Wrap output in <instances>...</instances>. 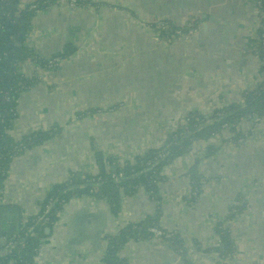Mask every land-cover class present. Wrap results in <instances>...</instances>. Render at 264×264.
<instances>
[{
  "label": "crops",
  "instance_id": "0c3cea01",
  "mask_svg": "<svg viewBox=\"0 0 264 264\" xmlns=\"http://www.w3.org/2000/svg\"><path fill=\"white\" fill-rule=\"evenodd\" d=\"M258 12L253 0H85L75 7L56 0L49 10L36 13L30 22L35 53L54 58L73 52L51 74L41 73L43 80L34 76L37 85L16 101L17 118L6 130L8 138L17 142L34 132L58 131L8 166L0 180V210L10 211L0 213V231L16 234L28 218L36 222L47 191L69 174L101 170L98 155L102 167L109 157L122 166H139L138 157L164 145L189 112L210 117L214 110L237 103L241 92L263 77L257 60L245 55L260 40L256 37H264V28L262 35L258 32ZM160 20L170 30L181 25L186 33L179 43L170 30L167 42L154 39L147 24ZM173 43L177 46L170 48ZM84 111V117L76 115ZM256 124L244 145L214 136L186 148L163 167L166 180L157 183V201L139 187L132 196H121L117 216L107 203L86 201L85 196L65 204L36 264H103L108 246L104 236L117 235L147 217L175 231L185 254L159 240L129 239L120 252L128 264H222V254L215 251L222 246L215 232L220 222L234 243L231 264H264V159L257 155L264 147V127ZM207 145L214 154L208 155ZM190 168L205 179L194 203L187 202ZM83 206L88 216L95 208L103 210L94 249L80 245L78 228L72 227L74 213ZM232 209L240 212L232 215ZM3 215L14 217L13 231ZM96 229L85 230L84 237Z\"/></svg>",
  "mask_w": 264,
  "mask_h": 264
},
{
  "label": "trees",
  "instance_id": "16d2710c",
  "mask_svg": "<svg viewBox=\"0 0 264 264\" xmlns=\"http://www.w3.org/2000/svg\"><path fill=\"white\" fill-rule=\"evenodd\" d=\"M55 1L31 0L22 4V0H0V180L5 176L13 158L25 151H31L39 144L57 136L58 130L53 129L46 132L31 133L17 142L6 135V130L13 126V122L17 118V99L39 82L35 79L33 73L29 71L23 73L25 65L33 62L38 71L44 69L46 65V61L40 57L41 55L39 56L34 50L28 48L26 42L28 29L31 27V19L37 13L36 11L45 12L44 7ZM66 1L68 2V0ZM76 1L77 5L82 6V3L85 2V0ZM31 6L35 8L30 9ZM257 8L261 11L258 16L260 25L258 32L262 35L264 28V0L260 1V5H257ZM189 18L190 21L195 20L192 15H189ZM148 26L151 29L158 30L154 24H148ZM21 27H23V30ZM169 30L166 25H163L160 29V37H168L171 31L174 36L186 33L181 31V28L174 26H171L170 33ZM251 47L252 49L246 48L245 55H248V59L251 57L254 62H256L255 60L261 61V65H258V70L263 77L256 83L254 88L247 89L242 93V103H233L227 107L214 110L213 115L208 117L210 118L209 122L208 118L199 113L189 112L188 118L190 122L188 125H183L181 129L179 127L175 132L168 135L163 146V148L165 147L164 152L167 154L165 159H158L159 151L162 149H153L148 151L143 157H138L139 166L132 168L128 165L122 166L115 160L116 158L109 157L106 166L103 165V171L98 169L95 173L84 176L71 174L64 183L52 187L51 192L40 203L39 214L46 217L44 225L34 226L35 217H30L22 224L16 234L0 231V238H4L11 243L10 246L0 247V264H34L40 247L44 244V240L48 238V235L45 234V228H51L57 221V214L70 199L82 196L94 198L107 203L111 214L117 216L120 212L121 196H132L139 187L144 189L152 201H157L158 197L155 195L157 183L166 180V177L162 174L163 167L168 166L174 159L181 156L186 148H192L197 142L205 141L214 136L223 138L234 135L236 140H238L244 139L247 134H250V130L256 120L264 119V89L260 90L261 86L264 87V38L251 43ZM72 52L73 50L71 49L60 52L54 58L62 60ZM243 62L246 63L247 59H244ZM19 71H22V73ZM86 112H77L76 115L84 117ZM224 124L227 127L222 128ZM242 129H244V134L241 131ZM180 133L183 134V139H181ZM234 144L236 147L244 145L243 141H235ZM206 150L208 155L215 153V150L209 145L206 146ZM256 152L253 153V156ZM259 152L257 155L264 159V147ZM257 155L255 158L260 159ZM147 161H156V163L150 170L143 172ZM188 174L190 189L187 202L193 203V199L199 193L198 188L194 190V187H198L197 182L202 178V175L197 173L195 168H190ZM112 176L118 178L117 182L113 180ZM95 183L99 185L93 187ZM80 209H82L81 213H74L75 218L72 222L75 225H72V227L78 228L77 233L81 239L79 243L87 244L94 249L93 247L98 246L96 243L100 239L99 233L103 227L96 229L97 225L102 222L101 212L103 210L100 207L95 208L94 211H90L92 214L87 216L88 208L83 206ZM239 212V209H232L231 214ZM86 218L90 220V223H84ZM224 224L220 222L215 227V232L222 243V246L215 249V251H219L222 254L221 257L226 258L229 257L228 255L233 254L234 243L230 242V231ZM152 227L162 230L156 218L147 217L142 223L123 227L122 231L117 235L104 236L108 244L104 264H128L124 255L120 253L123 245L129 239L137 242L150 240L152 235L149 229ZM91 229L96 230L84 237L83 233L85 230ZM162 231L170 233L168 230ZM166 233L162 239L167 241L170 247L175 248L183 256L185 250L180 244L179 237L177 235H167ZM18 242L21 243L18 244Z\"/></svg>",
  "mask_w": 264,
  "mask_h": 264
},
{
  "label": "built area",
  "instance_id": "2783aa9c",
  "mask_svg": "<svg viewBox=\"0 0 264 264\" xmlns=\"http://www.w3.org/2000/svg\"><path fill=\"white\" fill-rule=\"evenodd\" d=\"M260 1H261V0H253V3H254V5L257 7V5H260ZM67 3H68V6L75 7L76 4H77V1H76V0H68ZM82 4H84V3H82ZM51 7H52L51 4H49V5H47V6L44 7V10L47 11V10H49ZM34 8H35L34 6H31V7H30V9H34ZM258 10H259V9H258ZM36 12L41 13V12H39V11H36ZM258 13L261 14V11L259 10ZM259 14H258V15H259ZM254 25L257 26L258 24H257V23H254ZM256 38L263 39L264 37L260 36V37H256ZM37 55H38V54H37ZM39 56H40V55H39ZM40 57H43V56H40ZM43 59L46 61V65H45V68H44V69H40V70H39L40 72L37 74V79H38V80H43V78L40 76L41 73H48L49 71L55 69L56 67H58V65H61V64L63 63V62H61V60L58 59V58H45V57H43ZM257 63L259 64V66L261 65V61H257ZM24 68H26V69H25L26 71H28V70H30V71H35V70H37V67L34 65L33 62L26 64ZM37 71H38V70H37ZM255 85H256V83L252 82V86L246 88L245 90L250 89V88H254ZM263 89H264V87L261 86V87H260V90H263ZM245 90H243L241 93H243ZM241 96H242V94L240 95V98L237 100V103H242ZM206 118H207V117H206ZM258 120L264 121V119H257V120H256V123H257ZM189 122H190V121H189L188 116L185 117V118H183V122H182V126H181V127H183V125H188ZM208 122H209V120H208ZM256 123H255V124H256ZM258 124H259L261 127H264V123H259V122H258V123L256 124V126H257ZM256 126H255V127H256ZM225 127H227L226 124H224V125L222 126V128H225ZM251 129H252V128H251ZM242 133L244 134L243 131H242ZM180 135L182 136L183 134L180 133ZM216 140L220 141V138L217 136V137H216ZM226 141H229L228 144H232L233 146H235V144H234L235 141H237V142H241V141H243V143L245 142L244 139H238V140H236V138H235L234 135H231V136L226 137ZM194 144H195V143H194ZM163 146H164V145H162V146L159 148V149H162V150L159 151L158 159H165V158L167 157V154L164 152L165 147L163 148ZM155 163H156V161H155V162L147 161V162L145 163V165H146V167H148V168L150 169L151 167H153V165H155ZM112 178H113L114 181L117 182V179H118L117 177L112 176ZM65 181H66V180H65ZM91 182H92V181H91ZM204 184H205V179H200V180L197 182V186H198V187H194V190L197 189V188H198V190H199ZM93 185H94L93 187H97L99 184L95 183V184H93ZM82 197H84V196H82ZM82 197H80V198H72V200H71V204H69V203H66V204L72 205L74 202H76V201H80ZM85 197H86V199H85L86 201H90V202L95 201L94 198L87 197V196H85ZM197 198H198V196H197L195 199H193V203H194V201H196ZM50 203H51V202H50ZM90 204H92V203H90ZM102 204H103V202H102ZM236 214H237V213H236ZM60 216H61V214H60ZM44 220H46V217H45L44 215H42V217H40V218H38V220H36L34 226H40V225H43ZM58 221H59V220L57 219V221L51 226V228L49 229L50 231H53V230L56 228V226L59 224ZM56 224H57V225H56ZM224 226H225V225H224ZM161 229L164 230V231L166 230V229H164L162 226H161ZM162 230H159V229H157V228H153V227L150 228V229H149V232H150L151 235H152L151 241H152V240H157V241L159 240V241H162L163 243H165L166 246H169V243H168L167 241H164V240L162 239V237H164V235H165V233H166V231L163 232ZM168 231H169V230H168ZM50 234H51V233H50ZM166 234H167V235H176L175 231H170L169 234H168V233H166ZM20 243H21V242H18V244H20ZM10 245H11V243H9L6 239H4V238H0V247H3V246L7 247V246H10ZM42 248H43V247H40V250H39L38 254H40V251H41ZM38 254H37L36 258H35L34 264H36V259L38 258ZM221 260H222V264H231V258H229V257H226V258L222 257ZM85 261H86V259L84 258V263H85ZM103 264H104V263H103Z\"/></svg>",
  "mask_w": 264,
  "mask_h": 264
},
{
  "label": "rangeland",
  "instance_id": "374dc122",
  "mask_svg": "<svg viewBox=\"0 0 264 264\" xmlns=\"http://www.w3.org/2000/svg\"><path fill=\"white\" fill-rule=\"evenodd\" d=\"M51 6H53V3H51ZM37 14H39L38 12H37ZM36 14V15H37ZM141 21L143 22V23H147L148 22V19H144L143 17H141ZM22 28V30H23V27H21ZM32 28L33 27H30V29H28V33H27V37H26V42H27V45H28V48H30V49H32V50H34L35 52H37L38 51V48L36 47V39H35V37H34V33L32 32ZM144 35L143 36H141L140 38H141V40L142 39H145L146 37H145V35L147 34V32L146 31H144V33H143ZM252 37V36H251ZM38 46H40V44H37ZM113 49H110V53H113ZM59 52V51H58ZM62 52H65V51H62ZM53 53V52H52ZM48 74H51V73H48ZM33 76H37V74H35V73H33ZM211 116V115H210ZM208 118V117H207ZM208 120H210V118H208ZM241 131H244V129H242ZM180 137H182V136H180ZM256 147V146H255ZM71 174H69L68 175V177L70 176ZM67 180V179H66ZM65 181H63L62 183H64ZM62 183H60V184H62ZM49 192H51V189H49L48 191H47V195L49 194ZM46 195V196H47ZM71 200L72 199H70L67 203H69V204H71ZM179 237V236H178ZM180 239V238H179ZM107 251V250H106ZM105 255H106V253L104 254V256H103V259H104V257H105ZM103 263H104V260H103Z\"/></svg>",
  "mask_w": 264,
  "mask_h": 264
},
{
  "label": "water",
  "instance_id": "95a60500",
  "mask_svg": "<svg viewBox=\"0 0 264 264\" xmlns=\"http://www.w3.org/2000/svg\"><path fill=\"white\" fill-rule=\"evenodd\" d=\"M203 16V15H202ZM202 20L204 21L205 20V18H203L202 17ZM153 32V31H152ZM165 42H167L166 41V39H162L161 41H159L158 43H165ZM177 42L179 43L180 42V40H177ZM69 44H72L73 43V38L71 37L70 39H69V42H68ZM160 45H162V44H160ZM168 45V44H167ZM170 48H174L175 46H177L176 45V43H173V44H170V45H168ZM20 73H22V71H19ZM101 156L100 155H98V163H99V167L101 168V171H103V167H102V160H101ZM10 210H6V209H1L0 210V213H2V212H9ZM14 211H16V212H18V210H14ZM19 213V212H18ZM89 215V214H88ZM87 215V216H88ZM2 218H3V220H7V221H10L9 222V229H10V231H13V225H14V223H13V220H14V217H12V216H10V215H3L2 216ZM49 232H50V230L49 229H45V234L46 235H48V238L50 237V234H49ZM80 245H82V244H80ZM86 262V261H85Z\"/></svg>",
  "mask_w": 264,
  "mask_h": 264
},
{
  "label": "flooded vegetation",
  "instance_id": "af4514ba",
  "mask_svg": "<svg viewBox=\"0 0 264 264\" xmlns=\"http://www.w3.org/2000/svg\"><path fill=\"white\" fill-rule=\"evenodd\" d=\"M167 18L169 19V21L171 20L169 17H167ZM148 24H154L155 28L158 29V30L149 28ZM148 24H147V28L153 34L154 39L157 41L158 38L160 37V34H161L160 33V29L163 27V24L161 23V20L160 21H155L153 23H148ZM180 27H181V25H179V24L176 25V28H180ZM181 37H182V34H180L179 36H174L176 41L180 40ZM161 39H165V38H161L160 37V40Z\"/></svg>",
  "mask_w": 264,
  "mask_h": 264
}]
</instances>
